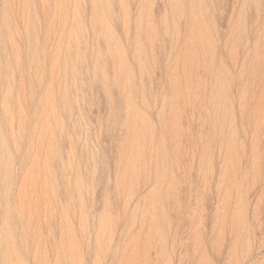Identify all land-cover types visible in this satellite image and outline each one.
Listing matches in <instances>:
<instances>
[{
    "label": "rangeland",
    "instance_id": "obj_1",
    "mask_svg": "<svg viewBox=\"0 0 264 264\" xmlns=\"http://www.w3.org/2000/svg\"><path fill=\"white\" fill-rule=\"evenodd\" d=\"M0 264H264V0H0Z\"/></svg>",
    "mask_w": 264,
    "mask_h": 264
}]
</instances>
